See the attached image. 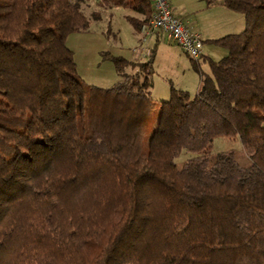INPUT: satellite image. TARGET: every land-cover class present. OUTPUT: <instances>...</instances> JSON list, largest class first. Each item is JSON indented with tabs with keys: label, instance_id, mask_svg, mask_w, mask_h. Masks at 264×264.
<instances>
[{
	"label": "trees",
	"instance_id": "obj_1",
	"mask_svg": "<svg viewBox=\"0 0 264 264\" xmlns=\"http://www.w3.org/2000/svg\"><path fill=\"white\" fill-rule=\"evenodd\" d=\"M204 1L245 27L209 40L228 52L210 73L191 59L193 98L156 102L152 61L112 57L100 87L66 44L95 7L139 33L150 0H0V264H264V0ZM218 136L251 164L211 156Z\"/></svg>",
	"mask_w": 264,
	"mask_h": 264
},
{
	"label": "rangeland",
	"instance_id": "obj_2",
	"mask_svg": "<svg viewBox=\"0 0 264 264\" xmlns=\"http://www.w3.org/2000/svg\"><path fill=\"white\" fill-rule=\"evenodd\" d=\"M197 2V0H187L186 4L196 9L199 6ZM95 9L100 13L101 18L99 20L92 21L88 30L75 31L66 37V44L72 51L76 63L77 75L85 83L100 87H111L120 79L112 57L122 56L126 59L134 60L136 59L133 56V49L135 47H148L150 53H142L138 59L141 62L152 61L154 72L151 78L154 80V87L150 91L151 97L156 102L166 100L169 97L170 87L180 88L181 85L190 93L191 98L195 96L193 90L195 81L192 83V80L184 72L186 62H188L190 67L192 66L191 60L184 52L180 51L182 55L180 57L167 47L176 46L175 44L167 42L163 36L157 42L155 40L151 42L153 36L148 37L145 42H142L140 34L127 21L126 15L129 14V11L125 8L113 6L111 8L95 7ZM85 10L88 13L91 11V8L86 6ZM203 14H205L204 10H200L199 15L202 16ZM236 14L243 20L241 21L243 26L239 30L241 32L245 27L244 17L240 12ZM234 23L235 26L233 27L235 28H231L230 31L238 29L236 21ZM221 33L223 32L219 31V34ZM206 43L208 42L205 41ZM214 47L219 50L214 54L217 59L222 58L220 50H224L226 52L225 55H227V49L219 45H214ZM200 63L203 65V70L210 73L209 64L207 61H204V58L200 60ZM191 68L194 70L193 67ZM126 71L131 73L134 70L129 65L126 67ZM229 149L235 152L240 166L248 167L251 164L249 157L244 152L237 138L229 139L221 136L214 138L211 156ZM195 155L190 151L183 150L176 162L178 165H182L185 160Z\"/></svg>",
	"mask_w": 264,
	"mask_h": 264
},
{
	"label": "crops",
	"instance_id": "obj_3",
	"mask_svg": "<svg viewBox=\"0 0 264 264\" xmlns=\"http://www.w3.org/2000/svg\"><path fill=\"white\" fill-rule=\"evenodd\" d=\"M197 1H198L197 3H199V6L197 8L199 9L197 8L195 9L187 5L186 4L187 0H169L172 11L177 16H179L184 21V23L188 25L192 30L198 32L203 40L201 54L198 60H194V62L199 64V69L201 71H204L203 65L200 63V60L202 58H204V61L207 62L209 59L218 60L214 54L216 51L219 50H217L214 47L215 44L210 42L209 40L219 38V36L226 33L230 34V32L231 33L239 32L240 28H242L243 26L241 22L243 20L240 16H237L238 15L236 14L237 12L231 11L221 4H214L212 6H207L205 1H200V0ZM200 10H204L205 14L200 16L199 15ZM216 20H218V22H216ZM235 21L236 24L238 25V29L236 31H230L231 28H235L233 27L235 26L234 23ZM219 31H222L223 33L219 34ZM161 36L162 35H153V37L151 38V42L152 40H155L157 42ZM205 41H207L208 43L205 44ZM167 47H169L170 50H172L173 52L177 53L180 57H182V55L180 54V51L182 50L177 45L167 46ZM225 53L226 52H224V50H220V55L222 57L225 55ZM184 54L187 55L186 53ZM156 56H157V52H156ZM189 59L191 60L192 58L189 57ZM191 64H192V60H191ZM191 67L188 64V62H186V67L184 69V72L186 73L187 77L192 80V83L195 81L193 90L196 95L200 85L201 75L199 74V72H197L195 69L193 70ZM182 86L183 85H181L180 89H184ZM153 87H154V80L151 78L150 91L153 90Z\"/></svg>",
	"mask_w": 264,
	"mask_h": 264
},
{
	"label": "built area",
	"instance_id": "obj_4",
	"mask_svg": "<svg viewBox=\"0 0 264 264\" xmlns=\"http://www.w3.org/2000/svg\"><path fill=\"white\" fill-rule=\"evenodd\" d=\"M150 1L153 13L140 27L141 41L145 42L153 35H162L167 42L176 44L190 58L198 60L203 46L200 34L192 30L172 11L169 0ZM133 52L135 58H139L142 53H150V50L148 47H135Z\"/></svg>",
	"mask_w": 264,
	"mask_h": 264
}]
</instances>
